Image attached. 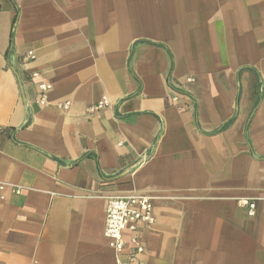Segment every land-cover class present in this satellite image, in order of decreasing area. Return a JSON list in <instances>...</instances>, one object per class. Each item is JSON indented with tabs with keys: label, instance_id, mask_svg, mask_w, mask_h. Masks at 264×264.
<instances>
[{
	"label": "crops",
	"instance_id": "0c3cea01",
	"mask_svg": "<svg viewBox=\"0 0 264 264\" xmlns=\"http://www.w3.org/2000/svg\"><path fill=\"white\" fill-rule=\"evenodd\" d=\"M0 126V264H116L124 189L148 264H264V0H0Z\"/></svg>",
	"mask_w": 264,
	"mask_h": 264
},
{
	"label": "built area",
	"instance_id": "2783aa9c",
	"mask_svg": "<svg viewBox=\"0 0 264 264\" xmlns=\"http://www.w3.org/2000/svg\"><path fill=\"white\" fill-rule=\"evenodd\" d=\"M29 58H35L33 50L28 53ZM50 84H39L38 101L44 104L47 98V90ZM109 103L106 97L92 105L90 109H100ZM68 104L66 102L64 105ZM3 128L0 126V131ZM10 184L0 181V200L5 197V190ZM16 193L21 188L11 185ZM106 220L104 235L109 240L116 264H148L144 258L145 240L143 232L151 229L156 221L153 196L147 193L138 192L135 189H124L107 196ZM242 206L247 207L248 215L255 216L257 212L256 199H241Z\"/></svg>",
	"mask_w": 264,
	"mask_h": 264
}]
</instances>
